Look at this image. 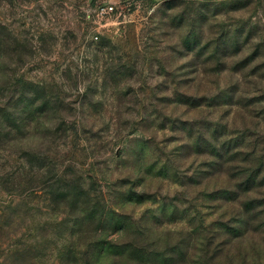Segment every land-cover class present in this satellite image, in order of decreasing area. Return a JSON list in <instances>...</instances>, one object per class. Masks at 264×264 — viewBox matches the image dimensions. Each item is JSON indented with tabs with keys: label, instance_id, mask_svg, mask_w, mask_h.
<instances>
[{
	"label": "rangeland",
	"instance_id": "374dc122",
	"mask_svg": "<svg viewBox=\"0 0 264 264\" xmlns=\"http://www.w3.org/2000/svg\"><path fill=\"white\" fill-rule=\"evenodd\" d=\"M0 98V264H264V0H0Z\"/></svg>",
	"mask_w": 264,
	"mask_h": 264
},
{
	"label": "trees",
	"instance_id": "16d2710c",
	"mask_svg": "<svg viewBox=\"0 0 264 264\" xmlns=\"http://www.w3.org/2000/svg\"><path fill=\"white\" fill-rule=\"evenodd\" d=\"M2 98V95H1ZM0 98V99H1ZM13 99L9 98V100H4V104L0 103V132H5L7 135H10L12 133V129L10 128V124L13 123V114L10 113V108L12 105L10 104ZM25 100V99H24ZM1 102L2 99H1ZM0 134V135H1ZM2 137L0 136V144L2 143Z\"/></svg>",
	"mask_w": 264,
	"mask_h": 264
},
{
	"label": "built area",
	"instance_id": "2783aa9c",
	"mask_svg": "<svg viewBox=\"0 0 264 264\" xmlns=\"http://www.w3.org/2000/svg\"><path fill=\"white\" fill-rule=\"evenodd\" d=\"M108 10L111 11L112 7H108ZM108 10L107 9H101L100 13H107ZM95 38H97V37H95Z\"/></svg>",
	"mask_w": 264,
	"mask_h": 264
}]
</instances>
